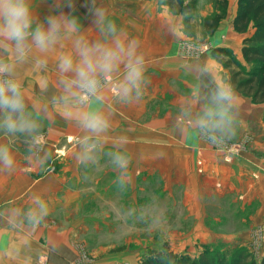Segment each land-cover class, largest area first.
I'll return each mask as SVG.
<instances>
[{
  "label": "crops",
  "instance_id": "0c3cea01",
  "mask_svg": "<svg viewBox=\"0 0 264 264\" xmlns=\"http://www.w3.org/2000/svg\"><path fill=\"white\" fill-rule=\"evenodd\" d=\"M35 2L43 19L52 0ZM83 3L84 0H77V14L89 38L94 39L96 27L86 17L87 9L80 6ZM103 3L118 24L141 40L147 58L146 76L151 81L145 97L138 103L124 105L108 101L115 114L104 152L113 148L118 137L126 135L127 148L133 157L130 188L133 189L140 174L149 178L157 169L171 174V179L183 184L184 203L193 207L194 218L202 214L200 222L204 224L205 218L212 217L208 221L209 239L201 244H215L216 235L222 236L217 233L221 228L216 227L225 226L226 242L248 248L253 230L264 227V103H256L237 90L241 97L242 130L235 141L219 149L190 141L186 133L182 135L177 130L175 123L187 102L191 101L198 108L197 98L207 95L222 78L232 81L234 69L248 70L243 61L242 43L252 31L247 35L235 31L233 21L237 6L230 3L227 17L205 42L209 43L210 51L202 57H183L178 41L183 38L184 26L170 8L153 9L152 0H103ZM69 49L70 45L58 48L50 58L47 74L53 80L57 73L55 55ZM232 51L237 56L238 67L226 66L229 60H225L232 56ZM20 74L29 107H49L44 132L46 149L52 156L46 167L43 161L37 164L28 155V145L22 137L0 132V144H8L16 157L13 173L0 172V264H34L44 254L49 264H89L80 260V245L93 244L90 243L93 238L98 239V246L92 250L95 261L91 264H138L137 258L132 259L130 255L131 247L134 249L131 236L120 244L115 227L111 235L102 233L108 223L103 206L98 208L99 197L105 194V177L111 173L117 175L114 169L106 170L109 158L101 153L98 164L88 167L71 159L76 130L49 105L51 85L46 94L42 93L38 84L40 74L34 72L30 64L23 67ZM239 141L246 143V150L228 161L223 150ZM153 164H156L155 169ZM138 165H143L144 172ZM34 194L46 198L52 208L51 215L37 228L9 213V209L15 207L26 208ZM116 204L119 209L111 206L113 212L120 210V202ZM208 211L211 216L205 215ZM117 220L119 214L118 223ZM122 244L127 245L126 252H122ZM262 256L264 251L260 258Z\"/></svg>",
  "mask_w": 264,
  "mask_h": 264
},
{
  "label": "clouds",
  "instance_id": "9594fccd",
  "mask_svg": "<svg viewBox=\"0 0 264 264\" xmlns=\"http://www.w3.org/2000/svg\"><path fill=\"white\" fill-rule=\"evenodd\" d=\"M80 6L87 9L86 17L96 27L94 39L89 38L77 14V0H52L43 19L35 0H0V132L22 137L28 155L47 166L52 156L44 142L49 107H29L20 70L30 64L40 74L41 92L46 94L51 85L49 105L76 130L71 159L84 167L95 166L103 153L117 173V190L124 193L133 157L126 135L104 152L115 114L108 101L131 105L145 97L151 82L146 76L147 58L141 40L117 23L103 0H84ZM66 45H70L69 50L55 55L57 73L53 80L47 74L49 60ZM240 101L233 82L222 78L207 95L197 98L198 108L191 101L182 106L175 127L197 145L203 142L219 149L235 141L242 130ZM15 170L12 148L0 144V172L11 174ZM51 212L48 200L35 194L26 208L9 209L10 215L22 217L32 228L39 227ZM46 260L44 254L36 264H46Z\"/></svg>",
  "mask_w": 264,
  "mask_h": 264
},
{
  "label": "rangeland",
  "instance_id": "374dc122",
  "mask_svg": "<svg viewBox=\"0 0 264 264\" xmlns=\"http://www.w3.org/2000/svg\"><path fill=\"white\" fill-rule=\"evenodd\" d=\"M152 1L154 3L153 9L156 8L157 10H161L167 7L170 8L169 10L174 15L178 14L180 17L179 20L184 26V32L182 34L183 38L178 41V46L179 53L182 54L183 57H191L186 55V53L194 51L199 56H192L193 58L202 57L210 51L201 50L205 48V42L210 40L213 34L209 31L206 22L216 11L219 12L222 9V6L218 4L219 0ZM238 1L239 0H228L227 10L230 3L231 5L237 6ZM182 9H190L191 12L184 14L181 11ZM234 51L231 53L232 56H229L225 61L231 58L237 59ZM246 67L251 68V65L247 64ZM238 143H240V141L235 144ZM245 150L246 147L242 152ZM155 165L156 164H153L154 169ZM105 166L106 170H113L111 165ZM142 166L143 165H138L137 168H140V170L144 172V167L141 168ZM151 175L152 176L149 178H144L143 175L140 174V177L138 176L134 181L133 189L130 188L129 184L128 189L124 193H120L116 188V175L112 173L107 175L104 180L105 194L99 197L98 202L99 209L103 206L102 209L104 210L106 222L108 223L106 228L100 231H102L104 235H111L113 227H115L117 232L119 231V243H123L124 238L131 236V239H133L131 246L134 244V249L131 247L132 251L130 255L133 256L132 259L137 258L138 264L146 257L160 258L162 256L174 255L196 258L206 247L212 245L218 246L219 249L223 251H233L236 247H241L240 244H230L226 242V237H223V235L225 236L226 234L225 226L216 227V229L221 228L220 230L222 231L217 230V233H222V236L216 235V239L214 240L216 241L214 242L215 244H201V241L209 239L208 221H210L212 217L205 218L204 224L200 222L202 214L201 216L197 214L200 217L194 218V214L196 213L192 212L193 207L184 203L183 184L180 183V181H176L175 178L171 179V174L168 175L164 171L161 173L160 170L157 169L154 170ZM188 199L190 198L188 197ZM118 202H120V210L119 212H113L111 206L119 209L116 204ZM92 209L96 210V207ZM206 213V216H211L209 211ZM117 214H119L118 223L116 222ZM114 215L115 219H113ZM226 228L231 230L229 227ZM110 239L113 240L114 238L111 237ZM90 243L93 244L87 247L80 245V248H82L80 250V260L83 263L86 262L91 264L95 261L92 250L98 246V239L93 238V241ZM120 246H122V252H126L124 248H126L127 245L122 244ZM247 249L259 263L262 251H264V241L252 237Z\"/></svg>",
  "mask_w": 264,
  "mask_h": 264
},
{
  "label": "trees",
  "instance_id": "16d2710c",
  "mask_svg": "<svg viewBox=\"0 0 264 264\" xmlns=\"http://www.w3.org/2000/svg\"><path fill=\"white\" fill-rule=\"evenodd\" d=\"M222 9L207 20L206 25L213 33L220 21L227 15L228 0H219ZM184 14L191 12L181 10ZM237 33L252 34L244 38L242 55L248 70H233L232 82L236 89L251 97L256 103H264V0H239L237 12L233 21ZM229 56L228 53L224 54ZM239 66L238 60L230 59L226 66ZM140 264H264V256L258 263L247 248L236 247L233 251H223L216 245L206 247L196 258L190 256H174L154 258L146 257Z\"/></svg>",
  "mask_w": 264,
  "mask_h": 264
},
{
  "label": "built area",
  "instance_id": "2783aa9c",
  "mask_svg": "<svg viewBox=\"0 0 264 264\" xmlns=\"http://www.w3.org/2000/svg\"><path fill=\"white\" fill-rule=\"evenodd\" d=\"M209 49H210V45L208 43V44L205 45V48L202 49L201 51H206V50H209ZM186 55L191 56V57L192 56H199V55H197V53L195 51L194 52H191V53H188L187 52ZM44 142H45V144H47V137H46V135H45ZM245 147H246V143L244 141H241L240 143L234 144V145H231V146L228 145V147H225V150H223L226 153V157L225 158L229 161L233 156L240 155L242 153V150L245 149ZM252 237L254 239H258V240L260 239V240L264 241V227H260V228H257L255 230H253ZM41 256H43V255H41ZM47 260H46V264H48L47 263Z\"/></svg>",
  "mask_w": 264,
  "mask_h": 264
}]
</instances>
